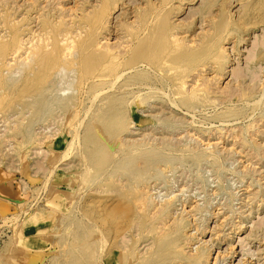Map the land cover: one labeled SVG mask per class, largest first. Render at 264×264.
Returning a JSON list of instances; mask_svg holds the SVG:
<instances>
[{"label": "rangeland", "instance_id": "obj_1", "mask_svg": "<svg viewBox=\"0 0 264 264\" xmlns=\"http://www.w3.org/2000/svg\"><path fill=\"white\" fill-rule=\"evenodd\" d=\"M262 10L264 0H0V264H89L95 252L98 262L90 206L103 195L123 200L116 238L134 239L137 258L155 250L154 233L178 228L185 253L203 246L206 264H264ZM85 40L120 50L122 74L100 76L106 68L76 54L57 59L65 70L56 72L55 41L74 53ZM139 54L150 63L141 80ZM145 80L157 86L141 90L149 105L136 97ZM113 92L117 117L93 120ZM71 107L78 114H66ZM103 126L115 133H92ZM89 151H101V167Z\"/></svg>", "mask_w": 264, "mask_h": 264}, {"label": "bare ground", "instance_id": "obj_2", "mask_svg": "<svg viewBox=\"0 0 264 264\" xmlns=\"http://www.w3.org/2000/svg\"><path fill=\"white\" fill-rule=\"evenodd\" d=\"M135 2V1H134ZM243 2V1H242ZM240 3V1H239ZM202 4V3H201ZM223 5V4H222ZM225 5V4H224ZM203 6V4H202ZM260 6V5H259ZM206 7V6H205ZM250 9H254V8H250ZM73 10V9H72ZM164 10V9H163ZM71 11V10H70ZM157 15V14H156ZM260 18H262V20H264V10H262L261 14H259ZM150 21V20H149ZM228 23V22H227ZM260 23V22H259ZM149 24V23H148ZM253 24V23H252ZM255 24V23H254ZM101 27V25H100ZM148 27V25H147ZM245 27V26H243ZM41 31V30H40ZM146 31V30H145ZM165 32V31H164ZM152 33V31H151ZM166 33V32H165ZM96 34V33H95ZM99 34V33H98ZM153 34V33H152ZM171 34V33H170ZM167 36V35H166ZM105 37V36H104ZM178 37V36H177ZM46 38V37H45ZM49 38V37H48ZM56 38V37H55ZM135 38V37H134ZM47 39V38H46ZM193 40V39H192ZM41 41V40H40ZM39 41V42H40ZM46 41V40H45ZM70 41V40H69ZM72 41V39H71ZM129 41V40H128ZM47 42V41H46ZM130 43V42H129ZM94 42H91V41H83L81 42L80 44L78 43L77 45V50L78 52H74L72 53L70 50L68 51L67 50V53L66 51H62L60 50V46L59 44H57V41H55V71L57 69V71L59 69H64V66L63 65H60L59 64V60L57 59H66V57H68V54L69 55H81L80 57L84 60V63H85V66H87L88 68H94L97 69V70H100V72H103V69L106 68V72H103L101 73L100 76H103V75H106L107 73H117L116 75H120L122 74L120 72V67L121 65L118 64V60L120 59L119 55H120V50L117 51V53L115 54L114 52H111V51H103L101 49V47L99 46H96L94 47ZM122 44V43H121ZM124 44V43H123ZM137 44V43H136ZM96 45V44H95ZM101 45V44H100ZM114 45V44H113ZM117 45V44H116ZM129 46V44H127ZM132 45V44H130ZM139 45V43H138ZM21 46V45H20ZM123 47V46H122ZM140 47V46H139ZM143 47V46H142ZM70 48H73V47H70ZM150 46L148 44L144 45L143 48L139 49V51L141 50H144V51H147V50H150L149 49ZM93 50V52H90L88 53L87 50ZM124 51V50H123ZM143 51V52H144ZM223 51V49H222ZM28 52V51H27ZM28 54V53H27ZM29 55V54H28ZM32 58L33 57H37L38 59V63H43V64H47V66L50 68H52L54 66V63H53V60H49L47 58H44L45 57V54H43L42 52H40L39 50H33L32 51ZM144 55V54H143ZM30 57V55H29ZM39 57V58H38ZM28 58V57H27ZM134 60L136 62V64H134L133 66L135 67L134 71H137L135 74L137 75H134L133 78H137L139 80L142 79L143 75L145 74V72L147 71L146 68L144 67L145 65L144 64H149L150 63L148 62V57H143L141 54L137 55L134 57ZM218 60V59H216ZM69 61V60H67ZM66 61V62H67ZM26 62V61H25ZM114 62H116L114 64ZM217 62V61H216ZM112 63V64H111ZM161 65H163V63H161ZM133 67V68H134ZM149 68V67H148ZM131 70V69H130ZM56 71V72H57ZM128 71V70H127ZM132 71V70H131ZM55 72V73H56ZM61 72V71H60ZM66 72V71H64ZM62 72V73H64ZM125 72V71H124ZM123 72V73H124ZM120 73V74H119ZM58 74V73H57ZM60 74V73H59ZM64 75V74H63ZM63 75H62V79L60 80H63ZM65 76V75H64ZM123 76V75H121ZM120 77V76H119ZM161 77V76H160ZM106 78V77H105ZM115 78H118V77H115ZM163 78V77H162ZM103 78H101L100 80H98L97 82H94V83H91V84H88V88H93L94 85L96 84L99 85L103 82L102 80ZM120 78H118L119 80ZM148 79V78H147ZM198 79V78H197ZM8 80V79H7ZM11 80V78H10ZM130 80H134V79H130ZM88 81V80H87ZM115 81V80H114ZM117 81V80H116ZM198 81V80H197ZM196 82V81H195ZM80 83H81V86L85 85L86 82L83 81L82 79L80 80ZM138 83V91L139 93L136 95L137 99L139 98V102L142 103L143 105H149V102H151L152 99H149L145 96L144 92L141 91V90H144V89H148V88H155L157 87L156 86V83L153 82L152 80H145L143 82H137ZM64 84V83H63ZM109 84V83H108ZM127 84V83H126ZM68 85L69 86V83L66 84V86ZM114 85V84H113ZM111 85V86H113ZM159 85V84H158ZM196 85V84H195ZM194 85V86H195ZM60 86V85H59ZM86 86V85H85ZM105 86V85H104ZM121 86H124V85H121ZM132 86V85H131ZM130 86V88H131ZM101 87V86H100ZM134 87V86H133ZM72 88V87H70ZM103 88V87H102ZM126 88V87H125ZM169 88V86H168ZM113 89V88H112ZM56 90V88H55ZM109 90V89H108ZM120 90V89H119ZM63 91V89H62ZM68 91V90H67ZM93 90H91L90 92H92ZM95 91V90H94ZM122 91V88L121 90ZM137 91V92H138ZM149 91V89H148ZM158 91V90H156ZM161 91V90H160ZM64 92V91H63ZM79 92V91H78ZM101 92V91H99ZM104 92V91H103ZM107 92V91H106ZM105 92V93H106ZM163 92V91H162ZM117 92H113V93H109L108 96H101V100H99V102L96 103V105L94 106L95 108L91 111L92 114V118L93 120L97 119V120H107V119H110V118H116L117 117V108L113 109L111 108L110 106H112L111 104L114 103V100L117 98ZM167 93V92H166ZM102 94V93H100ZM98 94V95H100ZM164 94V93H163ZM162 95V94H161ZM168 95V94H167ZM194 95V94H193ZM120 96V95H119ZM199 96V95H198ZM262 96V95H261ZM168 98V96H167ZM191 98V97H190ZM89 99V98H88ZM124 99V98H123ZM162 99V98H161ZM198 99V98H197ZM90 100V99H89ZM96 99L93 98L92 101H94ZM192 100V99H191ZM90 101V102H92ZM256 101V100H255ZM254 101V102H255ZM211 102V101H209ZM253 102V103H254ZM56 103V101H55ZM69 104V106L73 105L74 104V101H61V100H57V103L56 104H60V105H65V104ZM93 103V102H92ZM95 103V102H94ZM170 103V102H169ZM171 104V103H170ZM214 104V103H213ZM174 105V104H172ZM216 105V104H214ZM90 106H92V104H90L88 107L90 108ZM122 106V105H121ZM177 106V104H176ZM73 107V106H72ZM72 107L66 111V114H70V115H73V114H78V109H72ZM216 107V106H215ZM88 108V109H89ZM104 108H106L104 110ZM142 108V107H141ZM113 109V110H112ZM90 110V109H89ZM87 110L86 112H84L86 115L84 116H87V113H90V111ZM106 111H110V112H106ZM119 112V111H118ZM125 113V112H124ZM78 116V115H77ZM82 117V116H81ZM144 117V116H143ZM164 117V116H163ZM131 118V117H130ZM154 118V117H153ZM133 122V120H132ZM135 122V121H134ZM96 124V123H95ZM125 124V123H124ZM151 124V123H150ZM94 134H102V135H110V133H115V129H109V127H101L99 128V130L95 133L92 132ZM93 135V134H91ZM182 135V134H181ZM148 138V137H147ZM150 138V137H149ZM152 138V137H151ZM106 139V136L105 138ZM113 142V140H112ZM70 143V142H69ZM205 151V150H204ZM207 151V150H206ZM203 152V151H202ZM104 153V152H102ZM197 153V151L195 152ZM65 154V153H63ZM188 154V153H187ZM100 155H101V151H89L88 153V156H90V158L94 161V165H97L98 167H101V160H100ZM218 155V154H217ZM65 155H62L61 158H63ZM66 156H67V153H66ZM144 156V155H143ZM147 156V155H146ZM192 156V155H191ZM141 157V156H140ZM140 157H138V159H140ZM145 157V156H144ZM143 158V157H142ZM147 158V157H146ZM149 158V157H148ZM66 159V158H64ZM145 159V158H144ZM152 159V158H151ZM62 160V159H61ZM134 161V160H133ZM132 162V161H130ZM137 162V161H136ZM143 162H146L145 164L148 166L150 164V161H148L146 159V161H143ZM143 165V166H146V165ZM111 166V165H110ZM138 166V165H137ZM142 166V165H140ZM152 166V165H151ZM136 167V166H135ZM160 174V173H159ZM76 181V180H75ZM173 196L174 193L172 194ZM171 197V196H170ZM169 197V199H170ZM117 198V197H116ZM116 198H114L113 200H117ZM123 197H121L122 199ZM167 198V197H166ZM142 198H140L139 200H141ZM172 199V198H171ZM98 200V199H97ZM138 200V201H139ZM145 199H143L144 201ZM107 201V198L105 197V195H103L97 203H104L103 205V209L100 210L99 207V204H92V206H90V209L92 210V219L94 220V222H98L100 224V228L101 230L99 231V233L101 234L102 236V248H103V252L101 255H99V259H98V262H96V259H93V256L96 257L98 252H95V255L93 253H91L89 255L91 259V261H89V264H165L166 262L167 263H170L172 262V260L174 259H177L179 260V262H184V261H188V262H191V264H206L208 262V260L210 259L209 255L208 254H205L204 253V247L203 246H199V245H196L195 248L198 247L197 249V252L195 254H186L185 251H184V247L181 245V240H182V235L178 232V228H175L174 230L170 231V232H162L160 234H153V242L156 244V248L153 252H150L148 253L147 255H144V256H138V258L135 256L137 252V245H139L138 243H136L134 241V239H132L131 243L128 244V243H125L126 241L125 240H117V235H119V226L117 227V225L119 223H117V221H115V219L118 217L120 218L119 216H121V214L123 213V216H125L124 212L125 210H123V206L121 204L120 201H123V200H117L119 202H116V203H112L111 204H107L106 203ZM124 201H127V200H124ZM147 201V200H146ZM94 202V201H93ZM171 202V201H170ZM91 203V202H90ZM126 203V202H124ZM139 203V202H138ZM145 204V202H144ZM149 204V203H147ZM102 205V204H101ZM128 205V203L126 204ZM130 205V204H129ZM128 205V206H129ZM165 205V203H164ZM182 205V204H181ZM97 206V207H96ZM122 206V207H121ZM125 206V205H124ZM132 206V204H131ZM139 206V205H138ZM143 207V204L141 205ZM160 206V205H159ZM168 203L167 205L165 206V208L163 209L164 211L167 210L168 208ZM125 208V207H124ZM139 208V207H137ZM162 208V207H161ZM126 209H130L128 207H126ZM141 210V208H139ZM154 209V208H153ZM156 209H158L156 207ZM156 211V210H155ZM187 211V210H186ZM125 212H128V211H125ZM130 212L132 213L131 209H130ZM100 213V215H99ZM131 213H128L129 215ZM184 213H185V208H184ZM188 214V213H187ZM152 216V215H151ZM190 216V215H189ZM126 217H127V214H126ZM155 217V216H154ZM99 218V219H98ZM122 218V217H121ZM124 218V217H123ZM122 218V219H123ZM125 219V218H124ZM223 219V218H222ZM120 219H118L119 221ZM168 220V219H166ZM123 221V220H122ZM171 221V220H170ZM97 224V223H96ZM117 224V225H115ZM124 224V222H123ZM127 224V223H126ZM243 224V223H241ZM115 225V226H114ZM124 226V225H121V227ZM242 226V225H241ZM165 227V226H164ZM96 228H94V226L92 224H90V227L86 230V235H85V238H86V241L85 243L87 244L88 247H90V249H92V247L94 245H96V239H95V234H96ZM126 228L123 230L125 231ZM187 230V229H186ZM162 231V230H161ZM193 231V230H192ZM198 231V230H196ZM222 234V233H221ZM69 235V234H68ZM230 235V234H229ZM122 236V235H121ZM97 237V236H96ZM79 238V236L77 237ZM80 238H84V235L81 234ZM79 238V239H80ZM98 239V238H97ZM203 239V238H202ZM201 239V240H202ZM189 240V239H187ZM82 241V239H81ZM208 241V240H207ZM197 242V241H196ZM200 242V241H199ZM206 242V241H205ZM204 242V243H205ZM207 243V242H206ZM188 244V243H187ZM198 244V243H197ZM200 244V243H199ZM211 244V243H210ZM82 245V244H81ZM214 245V244H213ZM98 246V245H97ZM193 246V245H192ZM86 247V246H85ZM214 247V246H213ZM81 248V247H80ZM95 248V247H94ZM193 248V247H192ZM83 249V248H82ZM81 249V250H82ZM194 249V248H193ZM212 250V249H211ZM229 250V249H228ZM97 251V250H96ZM210 251V250H209ZM217 251V250H216ZM227 251V250H225ZM193 252V250H192ZM195 252V251H194ZM100 253V252H99ZM141 253V252H140ZM190 253V252H189ZM88 255V254H87ZM218 256V254H217ZM219 257V256H218ZM212 258V257H211ZM82 259V258H81ZM216 259V258H215ZM93 260V261H92ZM217 260V259H216ZM212 262V261H211ZM215 263V262H214Z\"/></svg>", "mask_w": 264, "mask_h": 264}]
</instances>
